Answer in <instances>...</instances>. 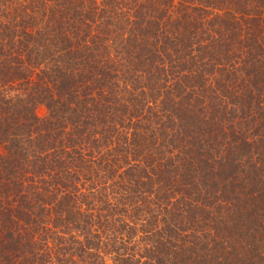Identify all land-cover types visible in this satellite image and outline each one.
<instances>
[{
  "label": "trees",
  "instance_id": "1",
  "mask_svg": "<svg viewBox=\"0 0 264 264\" xmlns=\"http://www.w3.org/2000/svg\"><path fill=\"white\" fill-rule=\"evenodd\" d=\"M0 264H264V0H0Z\"/></svg>",
  "mask_w": 264,
  "mask_h": 264
},
{
  "label": "rangeland",
  "instance_id": "2",
  "mask_svg": "<svg viewBox=\"0 0 264 264\" xmlns=\"http://www.w3.org/2000/svg\"><path fill=\"white\" fill-rule=\"evenodd\" d=\"M37 113L40 117H45L47 114V110L44 106L38 108Z\"/></svg>",
  "mask_w": 264,
  "mask_h": 264
}]
</instances>
